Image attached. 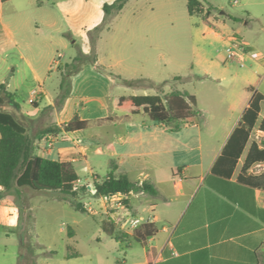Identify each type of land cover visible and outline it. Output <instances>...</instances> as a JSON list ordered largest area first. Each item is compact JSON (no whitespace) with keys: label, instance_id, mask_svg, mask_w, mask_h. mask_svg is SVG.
Returning <instances> with one entry per match:
<instances>
[{"label":"crops","instance_id":"0c3cea01","mask_svg":"<svg viewBox=\"0 0 264 264\" xmlns=\"http://www.w3.org/2000/svg\"><path fill=\"white\" fill-rule=\"evenodd\" d=\"M114 1L0 0V94L1 85L5 84L14 99L5 98L0 105L9 106L10 109L5 111L13 113L27 127L35 155L71 162L80 176L79 181L83 168H86L87 179H92L93 183L103 181L114 163L117 172L126 173L131 181L149 182L157 189L156 195L142 192L130 196L133 212L142 217L155 215L153 226L157 229L146 242H136L142 245L141 256L139 261L130 264H264V189L238 180L244 172L252 144L255 142L264 148V131L259 129L264 117L262 108L232 176L224 178L213 173L233 131L243 124L242 116L252 95L249 87L254 86L260 91L258 84L245 83L250 100L236 107L239 109L236 116L220 119V134L186 132L198 128L200 120L176 131L170 125L152 120L144 111L130 114L115 109L112 105L114 97L143 95L139 90L148 86L139 82L129 94L124 88L128 85L120 81L123 78L120 71L115 74L108 68L117 69L128 58H133L135 63L163 59V52L150 59L141 55L145 54L144 49L136 48L137 44L152 45L154 31L167 26L163 20L154 22L150 17L142 18L153 9L150 4L145 9H132L130 28L126 31L128 44L121 47V55L104 57L98 54L95 64H83L71 77L70 91L63 103H56L52 96V92L58 90L60 76L59 68L56 74L52 73L54 65H66L75 58V54L66 59L64 53L55 52L56 45L68 46L70 42L73 47L78 39L86 43L92 40L107 19L105 3ZM130 1L112 16L113 19L123 14ZM237 19L231 16L212 25L207 20L206 23L210 24L208 31L226 47V53L234 37L243 41L247 52L238 60L245 64L251 50L235 25ZM111 29L112 26L105 27L100 36ZM227 58L236 60L230 59L228 53ZM47 60L49 65L43 68V62ZM150 77L153 80L144 78L147 83L162 84L155 75ZM156 89V94H161ZM24 92H28L27 100L33 108L21 105L17 100L18 93ZM77 114L87 121L86 128L58 130L57 127ZM255 134L262 135L263 139L253 137ZM102 167H105L103 175L99 172ZM263 172L264 161H256L248 167L246 174ZM2 190L0 200L5 198ZM118 212L115 211L117 216ZM126 245L129 252L134 251L132 242ZM118 262L128 264L127 256Z\"/></svg>","mask_w":264,"mask_h":264},{"label":"rangeland","instance_id":"374dc122","mask_svg":"<svg viewBox=\"0 0 264 264\" xmlns=\"http://www.w3.org/2000/svg\"><path fill=\"white\" fill-rule=\"evenodd\" d=\"M234 1L203 0L211 14L208 11L191 15L189 0H132L121 16L116 19L108 16L92 40L86 43L78 39L73 47L70 42L68 46L59 43L55 52L64 53L66 59L74 54L76 57L87 53L89 49L90 59L94 53L104 57L120 53L121 47L128 44L126 31L130 28L132 9H145L152 4L153 9L149 10L147 16L140 13L142 18L150 17L154 22L163 20L167 26L154 31L152 45L137 44L136 48L138 46L140 51L144 49L145 54L141 55H147L150 59L163 52V59L135 63L133 58H128L123 66L108 70L115 74L120 71L126 79H141L148 88L140 89V94H156L158 88L162 95L174 89L195 95L199 103L200 126L186 132L220 134V119L236 116L239 110L236 107L250 100V93L244 88L247 81L258 84V89L264 94V0ZM231 16L238 18L235 25L240 29L241 38L250 46V59L246 60L244 66L238 59L228 60L226 47L208 31L210 24L206 20L212 25L219 19H229ZM104 26H112V29L100 36ZM60 58L58 54L57 60ZM48 62H43V68L49 65ZM58 68L59 87L52 92V96L56 103H63L71 78L68 76L63 81L65 64L56 63L52 73L56 74ZM149 74L155 75L162 84L147 83L145 79L153 80ZM123 78L120 81L128 85L124 86L126 92L132 94L139 82L129 84ZM60 83L63 87H60ZM18 95L17 100L21 105L33 108L27 100L28 92ZM0 109L10 108L0 105ZM262 109L264 112V101ZM253 137L263 139L262 135L255 134ZM104 168H99L102 175L105 174ZM85 169L80 170L82 179L76 186L80 190L77 201L85 204L86 211L77 210L72 199L57 191H36L16 185L2 190L5 198L0 200V264H121L118 260L126 256L128 264L139 261L142 245L136 243L134 233L126 232L119 224V240L105 232L104 223L108 222L109 217L117 220L118 216L103 205L93 188L81 186L88 184L93 187V181L87 179ZM2 218L5 220L2 221ZM130 242L134 245L132 252L126 245ZM74 253L78 255L72 257Z\"/></svg>","mask_w":264,"mask_h":264},{"label":"trees","instance_id":"16d2710c","mask_svg":"<svg viewBox=\"0 0 264 264\" xmlns=\"http://www.w3.org/2000/svg\"><path fill=\"white\" fill-rule=\"evenodd\" d=\"M6 2L8 0H2ZM129 0H115L112 3H105L104 10L106 16L118 14ZM188 10L191 15L202 14L210 9L200 0H189ZM236 20V19H235ZM98 60L96 53L92 55L81 53L71 62L66 63L62 73L63 81L66 77L75 75L84 63L95 64ZM141 80V79H140ZM140 80H125L129 84L141 82ZM69 88L65 94L70 91ZM63 87V84L61 85ZM249 90L253 93L250 104L245 110L241 126L233 131L229 142L217 160L213 173L224 178H230L237 166L238 160L243 154L247 143L251 137L253 128L259 121L264 94L250 86ZM5 98L12 100V94L6 89V85H1L0 102ZM115 109L138 114L144 111L149 117L160 123L172 126L173 130H181L185 124H197L199 121V108L195 95L186 91L174 89L165 95L162 94H143L116 96L112 100ZM87 127V121L81 120L79 115H75L72 120L66 122L59 131H75ZM259 129L264 131V117L260 122ZM0 197L1 189L9 190L15 185L19 188L30 187L36 191H57L72 199L77 210L86 211L85 204L77 201L80 190L76 184L80 179L71 162L49 159L34 154V143L28 133L27 127L11 112L0 109ZM264 145V141H263ZM264 161V148H260L257 143H253L247 156L244 172L240 174L238 180L244 184L264 189V172L259 175H247L248 167L256 162ZM84 188H88L85 186ZM94 194L97 197L108 193L120 191L125 194L150 193L158 194L157 189L149 182L138 183L131 181L126 173L117 172V165L111 163L110 172L103 181L96 180L93 183ZM105 232L119 240L118 228L115 219L109 217L108 222L104 223ZM157 232L153 224H146L136 230L133 238L138 242H146L148 236ZM150 252V251H149ZM77 253L71 256H77ZM149 257V262H151Z\"/></svg>","mask_w":264,"mask_h":264},{"label":"built area","instance_id":"2783aa9c","mask_svg":"<svg viewBox=\"0 0 264 264\" xmlns=\"http://www.w3.org/2000/svg\"><path fill=\"white\" fill-rule=\"evenodd\" d=\"M234 2L237 3L238 0H235ZM245 50L246 47L243 41L238 37H234L233 43L227 47L228 56L232 60L241 58L242 55L246 53ZM241 65H244L242 60ZM34 100V98L30 99L31 102H34ZM131 195L132 194L129 195L117 191L102 195L99 197V199L102 201L105 207L113 211H119L118 222L115 220L117 225H121V228H123L126 232L134 233L136 230L142 228L146 224H153L155 221V215L142 217L134 213L129 203Z\"/></svg>","mask_w":264,"mask_h":264},{"label":"water","instance_id":"95a60500","mask_svg":"<svg viewBox=\"0 0 264 264\" xmlns=\"http://www.w3.org/2000/svg\"><path fill=\"white\" fill-rule=\"evenodd\" d=\"M222 13H225V11H222Z\"/></svg>","mask_w":264,"mask_h":264}]
</instances>
